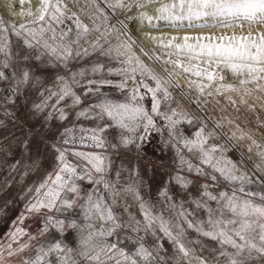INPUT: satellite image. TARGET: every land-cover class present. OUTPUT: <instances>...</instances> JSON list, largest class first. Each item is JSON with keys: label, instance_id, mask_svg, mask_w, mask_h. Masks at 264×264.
Returning a JSON list of instances; mask_svg holds the SVG:
<instances>
[{"label": "snow or ice", "instance_id": "6c2138e0", "mask_svg": "<svg viewBox=\"0 0 264 264\" xmlns=\"http://www.w3.org/2000/svg\"><path fill=\"white\" fill-rule=\"evenodd\" d=\"M26 2V10L12 13L21 18L18 25L0 18V83L7 85L0 92L8 93L0 95V107L14 103L21 94L34 93L38 99L32 101L31 108L43 115L45 123L53 119L65 122L73 112L74 117L63 127L56 143L44 141L54 150L56 163L37 186L28 189L33 196L25 205L27 215L41 214L43 227L35 235L29 233L21 226L26 219L22 213L14 222V230L0 240V264H7V258L14 256L21 257L22 264H264V192L249 187L264 186V145L241 133V139L247 136L251 140L249 152L255 146L260 160L252 173L242 169L226 155L223 145L211 142L217 138L215 130H206L201 124L192 137L184 134L182 123L191 125L196 118L179 105L172 107L170 91L174 87L187 95L176 79L178 75L185 76L188 89L194 87L201 94L213 86L217 94L238 91L237 84L224 82L225 72L238 80L245 95L251 93L249 85L264 91V30L256 27L239 34L170 38L163 33H146L162 52L156 54L153 49L149 53L140 45L141 53L171 66V71L163 68L165 76H161L134 51L136 41L128 24L116 16L119 9L127 20L152 28L163 23L173 28L251 29L264 26V0H103V8L100 0H84L94 8L91 24L81 19L84 8L74 11L70 7L79 5L80 0H34V7L33 0H20L21 5ZM112 16H116L115 24L109 23ZM92 33L96 36L90 40ZM12 36L18 42L15 49ZM111 36H115V44L109 40ZM93 52L118 62L119 66H108L106 72L120 77L119 81L106 78L105 65L99 62L90 68L64 74L56 71L48 76L49 69H69L70 61ZM97 74L99 78H89ZM106 86L117 90L121 98L104 91ZM146 95L151 97L150 110L145 106ZM85 99L89 103L82 106ZM68 100L70 103L61 106ZM241 102H247L243 96ZM80 120L91 121L93 126L79 124ZM110 129L117 130L115 143L109 137ZM151 133L158 134L164 147L171 145L175 152L176 170L158 191L164 206L159 211L141 194L144 184L137 162L131 168L121 164L114 178L109 175L113 160L108 150L118 153L120 149H135L140 156ZM21 143L23 154L28 153L30 140L25 138ZM20 163L11 167L16 169ZM39 163L37 157L33 170ZM185 173L204 180L197 185L196 196L188 191L196 182ZM84 183L94 187L85 190ZM173 183L187 194V200L174 198L169 187ZM221 183L226 187L221 189ZM129 197L138 204L142 219L128 211ZM120 201L126 220L114 211ZM70 213L79 218L66 215ZM80 226L111 241L108 254L101 257L81 251L75 237ZM50 230L57 238H46L51 236ZM69 230L71 242L66 237ZM187 230L216 242L217 247L206 248L200 239L189 240ZM162 240L171 244V254ZM193 245H201L199 254Z\"/></svg>", "mask_w": 264, "mask_h": 264}, {"label": "rangeland", "instance_id": "374dc122", "mask_svg": "<svg viewBox=\"0 0 264 264\" xmlns=\"http://www.w3.org/2000/svg\"><path fill=\"white\" fill-rule=\"evenodd\" d=\"M70 7H72L74 11L78 10L79 8H84L85 11L81 15V19L85 23L91 24L92 21L90 16L94 13V8L90 4H86L84 0H80L79 5H70ZM100 7H105L103 0H100ZM133 11H135V9H133ZM116 16L128 24L130 34L136 41V43L133 45L134 51L140 56L144 63L152 68L156 74L161 76H165L163 68L167 67L168 70L171 71V66L163 65L161 61L149 59L148 56H145L143 53H141L140 45H143L145 51H148L149 53L155 49L156 54H161L162 49L155 44L151 46L144 44L146 39L149 37L140 35L139 31L137 32V30L134 28L135 21L127 20L125 14L119 9L116 12ZM116 16H112L109 23L115 24ZM0 18L9 23L14 22L17 25L21 22V20L18 22L14 19L8 18L5 14H3L1 7ZM162 25L164 24L161 23L160 26ZM256 27L258 26H255L251 29L246 27L244 28L245 30L240 28L221 29L218 27L183 28L186 29V31H193L191 35L195 36L198 34L210 33L215 35L227 33L230 35L233 31L239 34L241 31H255ZM143 29L147 30L149 29V26H147L145 23V25L141 27V30ZM153 29L155 30V28ZM101 30H103V26ZM159 31H161V29L158 28L155 32ZM150 34L154 33L151 32ZM95 36L96 33H92L89 36V39H95ZM182 36L183 35L179 37ZM140 37H142V39ZM11 39L14 41L15 49L18 47V42H16V38L14 36H12ZM109 40L112 44L116 43L115 36L109 37ZM81 43L83 44V41ZM101 43H103V41ZM105 47H107V45H105ZM94 62H99L105 65L103 75L106 78L119 81L120 77L114 75L108 76L106 72V68L108 66H119L118 62L110 61L108 57H104L98 52H93L87 57L70 61L69 69H63L61 66L59 69H49L47 74L49 77H51L56 71H60L62 74H64L68 71H78L81 68H90ZM99 75L100 74H97L95 77L90 76L89 78H99ZM224 75V82L237 84V87L239 88L238 91L222 90V94H217L215 91V86H213L210 89H206L204 94H201L194 87L192 89L187 88L184 75L176 76L181 88L187 92V95H182L179 89L174 87L170 88L174 98L172 107H177L179 105V108L187 111L192 117L196 118L193 124L189 125L187 122H184L180 126L185 135L192 137L194 132L201 124L206 125V130H215L217 133V138L211 142L223 145L226 149V155L230 159L236 162L242 169L252 173L254 166L259 163L260 160L257 156V150L255 146H253L252 151L249 152L248 149L251 145V140L248 139L247 136H251L259 144L264 145V91L256 90L253 85H249L248 87L251 89V93L249 95H245L244 89L238 85V80H234L230 73L225 72ZM178 77H182V80H179ZM129 83L131 84V82ZM148 83L154 86V82L150 79L148 80ZM6 87L7 85L0 83V89H6ZM103 90L109 92L114 98H121L119 92L114 88L106 86ZM77 91L80 92L81 90L78 89ZM145 91L146 90L141 89V92ZM208 92H211L212 94L208 95ZM0 95L6 96L8 93L5 90L0 92ZM242 96L244 100L247 101L246 103L241 102ZM228 97H231L235 103H231ZM37 99L38 98L34 93L21 94L17 99H15L14 103L0 107V121H2V123H0V240H4L6 238L7 232L14 230V222L17 221V218L22 213L25 214L26 219L21 226L24 227L29 233L35 235L37 234L38 230L43 227L44 218L41 214L27 215L25 205L33 196V193L29 192L28 189L37 186L45 178L46 174L53 170V167L56 163L54 150L50 149V147H46L44 141H48L49 144L56 143L57 137L62 131L63 127L70 124L74 117L73 112L65 122H59L56 119H53L45 123L43 115L35 114L31 108L32 101ZM144 102L146 108L150 110V95L145 96ZM64 103H70V100L62 102L61 106H63ZM87 103H89V100L85 99L82 106L86 105ZM250 105L252 107H250ZM5 112L10 113V115H5ZM78 123L88 127L93 126L91 121L80 120ZM217 124L220 125L219 128L216 127ZM234 132L236 133L235 137L232 135ZM29 133H31V135H29ZM241 133H246L247 136L241 139ZM108 134L113 143H115L116 137L118 135L117 130L110 129ZM25 138L30 140V151L26 154H23L21 142ZM165 138H167L166 132ZM108 152L113 160V170L109 174L110 177L114 178L115 170L118 169L121 164L131 168L133 166V162H137L144 184V187L141 189L143 198L145 200L151 201L158 211L162 210L164 206L160 203L158 191L164 186L168 176L174 173L176 170L174 165L175 152L171 145L164 147V144L161 142V137L156 133H151L150 140L145 144L143 148V154L140 156L136 154L135 149H132V151L120 149L118 153H112L111 150H108ZM8 153H11V155ZM185 155L191 158L190 154H188L186 150ZM37 157L40 158V163L39 166L35 167V170H33V161ZM17 161H20L21 163L16 169H13L11 165ZM193 162L198 163V161L195 159H193ZM25 165H28L29 167L26 168ZM185 174L189 175V178L196 182L188 189V191L191 192L193 196H196L198 194L197 185L199 183H203L204 180L203 178H199L194 174ZM256 175L259 176L260 174L257 173ZM83 187L85 190H91L94 186L84 183ZM169 187L176 200L188 199L187 194L183 192L178 185L173 183L169 185ZM220 187L223 189L226 187V185L221 183ZM249 187L253 191L264 192V186L259 184H253ZM105 196L107 198V194H105ZM255 199L257 203L261 202L258 197ZM122 203L123 201L118 202V205L115 207L114 211L120 214L123 220H126L127 213H125L123 208L120 206ZM128 203L131 205L128 211L133 213L137 219H142V213L139 210L138 204L133 203L130 197L128 198ZM186 206L189 208L193 207L192 205ZM75 212H78V210H74V213ZM74 213L66 215H71L72 218L78 219L79 217ZM164 214L167 216L166 212ZM199 216L203 217L204 213H199ZM61 218L64 217L62 216ZM50 231L51 236L46 238L50 240L57 238V233L54 230ZM122 236L123 233H121V237ZM66 237L68 242L72 241L73 236L71 230L66 233ZM187 237L189 240L200 239L201 245L206 248L217 247L216 242L211 241L208 238L198 236V234L193 230H187ZM22 240H27V237H23ZM39 242L40 241H34L33 243L38 244ZM121 242L122 244L131 247V245H128L127 241L122 240ZM161 242L164 244L165 248L168 249L169 254H171V244L167 240H162ZM201 245H193V247L198 250V254ZM204 254L207 255L208 253L205 252ZM7 264H22V258L18 256L7 258Z\"/></svg>", "mask_w": 264, "mask_h": 264}, {"label": "bare ground", "instance_id": "6f19581e", "mask_svg": "<svg viewBox=\"0 0 264 264\" xmlns=\"http://www.w3.org/2000/svg\"><path fill=\"white\" fill-rule=\"evenodd\" d=\"M34 6L35 5H34V0H33V7ZM0 7H1L3 14H5L8 18L14 19L15 21L19 22V20H21V18L19 16H14L12 13H19L21 10H26L29 7V4L26 2L23 5H21L20 0H0ZM141 27L142 26L140 25V23L138 21H135L134 28L137 30V32L138 31L140 32V35H144V36H146L145 35L146 33L150 34L151 32H153L154 34H151L152 36H159L163 33L167 37L170 38L172 36H181V35H185V34L191 35L193 33V31H186V29H184V28L165 27L164 25L159 27V29H161V31H159V32H155L156 29H158V28H155V30H154L153 28L149 27V29H147V30H145V29L141 30ZM258 27L260 28V30H264V26H258ZM135 29H133V30H135ZM140 38L142 39V37H140ZM144 44L147 46H151L154 43H152V41L149 38H147ZM178 79L182 80V77H178Z\"/></svg>", "mask_w": 264, "mask_h": 264}, {"label": "clouds", "instance_id": "9594fccd", "mask_svg": "<svg viewBox=\"0 0 264 264\" xmlns=\"http://www.w3.org/2000/svg\"><path fill=\"white\" fill-rule=\"evenodd\" d=\"M75 237L81 251L90 255L99 254L101 257L108 254L110 241L93 235L88 228L78 227L75 231Z\"/></svg>", "mask_w": 264, "mask_h": 264}]
</instances>
